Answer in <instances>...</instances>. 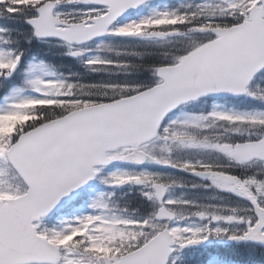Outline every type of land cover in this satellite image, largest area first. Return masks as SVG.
I'll use <instances>...</instances> for the list:
<instances>
[{
  "label": "snow or ice",
  "instance_id": "1",
  "mask_svg": "<svg viewBox=\"0 0 264 264\" xmlns=\"http://www.w3.org/2000/svg\"><path fill=\"white\" fill-rule=\"evenodd\" d=\"M146 2L0 0V18L23 17L32 36L58 39L87 71L152 76L148 83H82L43 62L27 66L24 84L37 95L14 89L0 108V117H30L0 134V192L12 197L0 200V264H169L174 251L210 238L264 245V108L214 106L163 123L172 109L207 95H244L264 105V89L249 87L264 70V0H191L114 25ZM69 3L93 6L56 10ZM8 32L0 27V78L16 72L23 56ZM102 35L145 43L87 47ZM145 56L160 62H140ZM146 161L206 179L203 187L226 195L209 198L219 203L173 199L168 193L186 186L180 178L118 170L103 183L134 187L143 211L101 192L89 213L63 227L41 226L63 196L110 162Z\"/></svg>",
  "mask_w": 264,
  "mask_h": 264
},
{
  "label": "trees",
  "instance_id": "2",
  "mask_svg": "<svg viewBox=\"0 0 264 264\" xmlns=\"http://www.w3.org/2000/svg\"><path fill=\"white\" fill-rule=\"evenodd\" d=\"M0 23L4 25V28L9 29L8 38L12 41L10 47L17 51H22L23 58L27 56V53L31 52H43V46H39L37 41L31 35V29L27 26L24 22L23 17L20 16H6L4 18H0ZM144 64H154L159 63L160 59L157 56H145L142 61ZM148 75L151 76V73L146 70H141L137 72H133L130 74H101V78L105 81H115V82H123L125 80L128 81V78H133L136 80L145 79L144 77ZM133 81V80H132ZM257 86H260L261 89L263 88L261 85L253 84L252 87L255 89ZM264 89V88H263ZM257 102V101H256ZM258 103V102H257ZM262 105V104H260ZM54 117V114H50ZM30 117L26 116L24 119L17 121L13 124V126L17 124H22L25 120L29 119ZM13 126L3 131L1 134L8 133L12 130ZM118 199L121 203L127 202L129 207L138 208L139 210L143 211L144 207L141 205L140 198L136 194V189L134 187L128 188L121 192L118 195ZM245 248L248 245H244ZM231 247V249H230ZM207 250H212L210 245L206 246L205 248H198V247H187L180 256L172 259L169 264H172V261H175V264H199L200 262L204 261V257L209 253ZM214 251L218 252L220 255L228 257V256H240V259L244 258L245 255H251V262H264V246L255 244L253 246V250L251 252H246L243 246H235L232 243H224L220 247H214ZM229 251V252H228ZM244 261V260H243ZM241 262V260H240Z\"/></svg>",
  "mask_w": 264,
  "mask_h": 264
},
{
  "label": "rangeland",
  "instance_id": "3",
  "mask_svg": "<svg viewBox=\"0 0 264 264\" xmlns=\"http://www.w3.org/2000/svg\"><path fill=\"white\" fill-rule=\"evenodd\" d=\"M86 8H88V7H85V9ZM165 9H166V3H163V1L159 0L155 4H151L148 7H144L142 9H140L139 12L136 13L134 16L123 18L118 25H123V24H126L132 20H137L143 16L149 15V14H151V12L153 10L162 11ZM77 10H79V9H77ZM98 42H103V41L99 40V41L95 42V44ZM144 43H145V41L139 40L137 38L133 42L134 45H142ZM95 44L93 46L88 47V48H94ZM91 54L92 53L85 54L86 58L88 55H91ZM40 62L41 61H37V60L29 61L26 65V68L29 64L40 63ZM69 73H71V72H69ZM36 74L41 75V73H36ZM43 78L44 79H50L51 77L44 76ZM26 79H27V74H26V70H25L24 80H26ZM138 82L144 83L141 80ZM14 89H23V91L20 93V95H22V96H35V95H37L31 89H28L27 87H24V86L12 87L11 89L7 90L6 93L0 98V108H3L5 106L6 98L11 96ZM214 106L220 110H249V109H252L249 107L242 108L239 106H232V107L227 108L224 106L223 102L213 101L210 103V109L208 110V112H210ZM189 114H194V113L189 112L187 109H183V110L178 111L177 113H175L171 117H169L168 121L173 120V119H177V120L184 119ZM200 114H202V113H200ZM2 121H3V117H0V125H1ZM118 170H121V169H118L117 167H115L109 171V174L113 171H118ZM101 192L102 191L98 187H94L93 189H91L89 192L87 200L79 208H77L74 212H72L71 214H61V215L57 216L58 224L56 227L57 228L63 227V226H65V224L72 222L75 217L89 213L91 211V209L89 208V204ZM169 198H171V197H169ZM204 198H206V197L203 196V199H202V195H199V194L194 195L192 197V199H196L200 202H204ZM208 264H217V263H215V261H212Z\"/></svg>",
  "mask_w": 264,
  "mask_h": 264
},
{
  "label": "water",
  "instance_id": "4",
  "mask_svg": "<svg viewBox=\"0 0 264 264\" xmlns=\"http://www.w3.org/2000/svg\"><path fill=\"white\" fill-rule=\"evenodd\" d=\"M129 10H132V9H129ZM221 94H225V93H221ZM214 95V94H213ZM228 95H231V94H228ZM208 96V95H207ZM111 163V162H110ZM92 180V179H91ZM91 180H89V181H87L85 184H83V185H81L79 188H77V189H74V190H72L71 192H69L67 195H65V196H63L60 200H59V202L55 205V207L52 209V210H54V209H56L59 205H60V203H62L63 201H65L66 199H68V198H70V197H72V196H74L81 188H83L87 183H89ZM51 210V211H52ZM50 211V212H51ZM49 212V213H50Z\"/></svg>",
  "mask_w": 264,
  "mask_h": 264
}]
</instances>
